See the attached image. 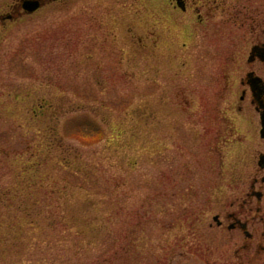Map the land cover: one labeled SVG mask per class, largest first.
Listing matches in <instances>:
<instances>
[{
  "label": "rangeland",
  "instance_id": "obj_1",
  "mask_svg": "<svg viewBox=\"0 0 264 264\" xmlns=\"http://www.w3.org/2000/svg\"><path fill=\"white\" fill-rule=\"evenodd\" d=\"M20 1L0 0V264H52L34 246L59 220L40 209L95 244L84 264L100 260L107 226L110 264H264L227 217L260 236L264 198L250 187L264 142L242 81L264 79L249 62L264 0H192L184 13L166 0H44L32 14ZM82 115L102 125L95 145L69 123Z\"/></svg>",
  "mask_w": 264,
  "mask_h": 264
},
{
  "label": "trees",
  "instance_id": "obj_2",
  "mask_svg": "<svg viewBox=\"0 0 264 264\" xmlns=\"http://www.w3.org/2000/svg\"><path fill=\"white\" fill-rule=\"evenodd\" d=\"M69 123L75 124L74 128L78 131L84 129H86L87 131H91L90 133L92 134L88 135L86 139L79 137L82 140V145L84 146L95 145L105 137V132L102 128V125L97 120L93 119V117H90V115L72 117ZM34 203H38V201ZM37 215L39 217L41 216L42 218L47 216L54 219L58 218L59 222H53L49 224L48 230L50 231H47V234L42 229L44 227H38L39 229L41 228L43 230L44 237L38 238L35 241L34 250L38 253H41L42 251H48L50 254L47 258L51 259L52 264H84L82 257L86 254L89 248L92 249V246L95 245L93 242L84 241V239H87V235H84L82 233V230L74 231L71 225L63 222V217L58 213L56 214L53 210L47 211L44 209H40L37 211ZM29 226L36 230V225L33 222H30ZM44 229L47 230V228ZM140 232L141 231H138L136 233L139 235ZM52 233H56L54 236H56L57 239L54 236L50 237ZM111 234L112 229L110 228V226H107L102 233V235H104L105 237L101 239L102 243H99L101 245V249L103 250L102 254L98 256L100 260L95 261L94 259L93 261H91V264L112 263L113 256L111 254L112 251L110 248L113 247V244L109 243ZM137 241L138 239H135L132 242L127 243V245L123 247L122 251L129 253V251L132 250L133 253H136V249H139V247H141L136 243ZM24 247L27 249V246L25 244ZM130 253L132 252L130 251ZM137 254L140 255L141 253L138 251ZM43 260L45 259L40 257L36 262L37 264H44L45 262ZM136 264L145 263L143 260L137 257Z\"/></svg>",
  "mask_w": 264,
  "mask_h": 264
},
{
  "label": "flooded vegetation",
  "instance_id": "obj_3",
  "mask_svg": "<svg viewBox=\"0 0 264 264\" xmlns=\"http://www.w3.org/2000/svg\"><path fill=\"white\" fill-rule=\"evenodd\" d=\"M50 1V0H48ZM62 0H59V1H50V2H60ZM166 1H170L172 2L174 8L176 10H180L181 13H184L187 11L189 5H190V2L192 0H166ZM12 17V15H10ZM200 21H202V19H200ZM264 45V42H260L254 46H259V47H262ZM255 61H259L261 64L264 65V62L260 60V58H258L257 56L252 60V61H249V62H255ZM250 73H253V77L254 78H261V85L260 86H264V79L260 76H258L253 70H251L248 75ZM247 75L246 77V80H243L242 83L244 85H247L248 88L250 89V92H251V95H252V98H251V103L254 105L255 107V110L259 113V115L261 114V111L264 109L262 108L263 105H264V90L261 89L260 91L263 90V92H258V96L254 95L253 91H252V88H251V84L249 82L250 79L252 78H249ZM260 93V94H259ZM246 95V91H243V96L241 97V99H245V96ZM262 128V126H261ZM261 131V130H260ZM259 135L261 137V134L259 132ZM264 142V139L261 138ZM258 158H259V163H258V172H263L264 174V152H258ZM258 187V189L260 188L261 190H257L256 188ZM262 188L264 189V175L261 176V177H255L252 181V184H251V193L250 195L253 197H256L257 201L259 203H261V201L263 200L264 198V192L262 191ZM258 211L261 210V207H258L257 208ZM239 214L237 213H230L228 214V218L230 219V225H228V228L230 230H234V229H238L240 231L243 232L245 238L247 240H249L250 242L249 243H244L243 245V249L244 250H249L251 248H253V241L254 240H259L257 245H256V248L258 249V254H260L261 252L263 253L264 252V223H263V226H262V229H261V233H260V236H256L255 235V232L253 231V228L251 227L252 224H251V220L249 218L245 219L244 221H242L240 218H239ZM262 220H264V217H262ZM219 224V223H218ZM251 228V229H250ZM260 238V239H259Z\"/></svg>",
  "mask_w": 264,
  "mask_h": 264
},
{
  "label": "water",
  "instance_id": "obj_4",
  "mask_svg": "<svg viewBox=\"0 0 264 264\" xmlns=\"http://www.w3.org/2000/svg\"><path fill=\"white\" fill-rule=\"evenodd\" d=\"M54 1H56V0H54ZM43 2H44V0H21V6L25 10V12L33 13L34 11L38 10L41 7ZM256 56L258 58H260L261 61L264 62V45L262 47L254 46L252 48L251 56L249 58V61H252ZM248 77L252 78V79L249 80V82L251 84V88H252V91H253L254 95L258 96V92L261 93L264 90V86L263 85L260 86L261 85L260 84L261 83V78H254L253 77V73H250L248 75ZM261 89H263V90L260 91ZM262 108H264V105H263ZM260 119H261V126H262L260 134H261V137L264 139V109L261 111ZM214 220L217 221L220 224L218 216H215Z\"/></svg>",
  "mask_w": 264,
  "mask_h": 264
}]
</instances>
